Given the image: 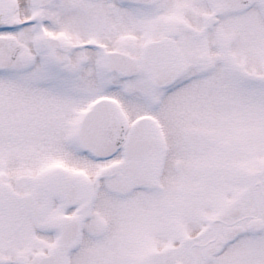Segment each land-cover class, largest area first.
Listing matches in <instances>:
<instances>
[{
	"label": "snow or ice",
	"instance_id": "6c2138e0",
	"mask_svg": "<svg viewBox=\"0 0 264 264\" xmlns=\"http://www.w3.org/2000/svg\"><path fill=\"white\" fill-rule=\"evenodd\" d=\"M0 264H264V0H0Z\"/></svg>",
	"mask_w": 264,
	"mask_h": 264
}]
</instances>
